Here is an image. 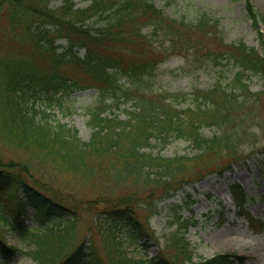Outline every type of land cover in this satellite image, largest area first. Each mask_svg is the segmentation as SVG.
I'll list each match as a JSON object with an SVG mask.
<instances>
[{
    "label": "trees",
    "instance_id": "trees-1",
    "mask_svg": "<svg viewBox=\"0 0 264 264\" xmlns=\"http://www.w3.org/2000/svg\"><path fill=\"white\" fill-rule=\"evenodd\" d=\"M51 1L0 0V21L10 39L0 48V141L16 154L0 149V225L25 241L36 264H177L179 256L182 264H236V255L194 263L186 233L196 223L189 218H176L165 249L152 260L130 256L119 234L130 227L132 241L155 239L137 215L142 205L150 208L156 198L170 199L242 160L244 142H257L254 126L264 137V88L253 92L248 83L249 75L264 82V53L244 42L225 43L207 12L188 21L167 16L150 0H91L86 8L63 0L58 9ZM245 2L264 50V15L252 0ZM100 18V25H90ZM172 55L183 57L187 71L228 62L236 72L228 88L217 82L211 90H196L193 103L183 108L185 97L156 93L150 84ZM125 78L130 86L121 82ZM89 89L98 93L87 109L92 135L83 141L51 116L64 97ZM128 104L125 118L115 113ZM206 127L223 132L210 137L203 134ZM173 139L189 141L196 154L153 152L154 144ZM224 157L227 165L209 169L211 160ZM84 191L93 197L82 196ZM231 192L238 215L262 232L264 223L245 207L247 193L240 185ZM31 219L36 228L28 226ZM88 219L90 238L76 244L78 226ZM95 229L107 259L92 238ZM17 251L0 235V264Z\"/></svg>",
    "mask_w": 264,
    "mask_h": 264
},
{
    "label": "rangeland",
    "instance_id": "rangeland-1",
    "mask_svg": "<svg viewBox=\"0 0 264 264\" xmlns=\"http://www.w3.org/2000/svg\"><path fill=\"white\" fill-rule=\"evenodd\" d=\"M77 8H86L91 0H73ZM158 9L167 16L176 19L196 20L202 12H207L210 17L219 23L218 28L221 37L227 44H238L244 42L248 46L256 47L261 53L264 52L260 46L257 33L252 27L251 21L247 17L245 0H150ZM253 4L264 15V0H252ZM63 0H52L50 7L58 9L62 6ZM103 18L94 20L90 25H100ZM264 29V23L262 25ZM146 34L151 32L150 28L144 30ZM209 44L215 45L211 39H207ZM10 41L6 34L5 24L0 21V48L5 50ZM66 41L61 40L58 44L65 45ZM157 45V44H155ZM82 53V52H81ZM185 61L180 55H172L159 64L155 76L150 84L154 92L178 95L181 107L186 108L193 103V92L196 90H211L217 82L228 88L236 72L235 67L228 62H223L220 66H207L196 71L185 70ZM67 72L78 77L72 69ZM79 78V77H78ZM81 79V78H80ZM83 79L84 76H83ZM83 79L81 81L83 82ZM126 86L131 82L127 78L121 81ZM253 92H258L264 88V82L258 75H249ZM97 89L77 91L74 94L62 99V108H55L51 116L52 121L67 123L71 128L78 131L83 141H89L92 129L88 124L89 116L87 109L96 99ZM185 95V96H184ZM131 109V104L122 105L120 113L124 118V109ZM253 127V126H252ZM222 130L216 127H206L203 134L213 136L221 135ZM252 133L256 134V144L244 142L240 147L242 160L232 164L222 173L212 172L205 178L191 183L184 190L179 191L173 198L159 200L156 198L154 205L150 208L142 205L138 210L139 220L155 234V239L149 238L131 240L130 227L124 228L119 237L125 242L127 252L137 259L152 260L166 247V236L176 229V218L178 216L189 218L196 224L190 225L186 233V240L190 243V250L194 254V263L212 259L218 255H236V264H264V231L256 233L252 230L247 220L238 215L237 208L233 203L231 187L240 185L251 199L246 207L249 212L260 221L264 222V137L259 128L253 127ZM0 149L10 156H16L13 149L4 145L0 141ZM154 153H160L167 157L176 155L193 156L196 151L189 141L184 139H173L168 143H157L152 148ZM208 162L210 161L207 159ZM213 169L216 164L227 165L228 158L211 160ZM204 162L207 163L205 160ZM203 167V166H201ZM204 168L207 170V168ZM202 168V169H203ZM69 177V174L65 175ZM59 184L65 182L63 178H58ZM82 196L93 197L92 192H82ZM187 194L191 198H187ZM157 197V196H156ZM151 202V200H148ZM92 220L88 219L79 224L77 242L85 239L88 241L89 234L86 235V225ZM28 226L36 228L37 224L31 219L27 220ZM143 225V226H144ZM7 228L0 225V235L5 236L8 243L17 248L13 257L9 258L5 264H36L35 261L26 254L28 246L21 238L17 237ZM102 254L106 258L104 241L97 229L93 231V237ZM174 251L168 253L167 257L173 259ZM177 264H182L183 256H179ZM241 258V260H240ZM107 259V258H106Z\"/></svg>",
    "mask_w": 264,
    "mask_h": 264
}]
</instances>
